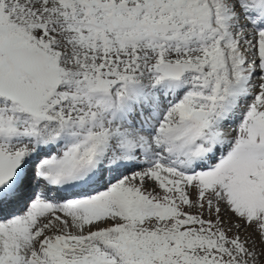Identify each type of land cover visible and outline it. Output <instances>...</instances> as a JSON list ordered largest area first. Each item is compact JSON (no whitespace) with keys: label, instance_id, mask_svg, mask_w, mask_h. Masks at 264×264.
Instances as JSON below:
<instances>
[{"label":"snow or ice","instance_id":"1","mask_svg":"<svg viewBox=\"0 0 264 264\" xmlns=\"http://www.w3.org/2000/svg\"><path fill=\"white\" fill-rule=\"evenodd\" d=\"M0 264H264V0H0Z\"/></svg>","mask_w":264,"mask_h":264}]
</instances>
